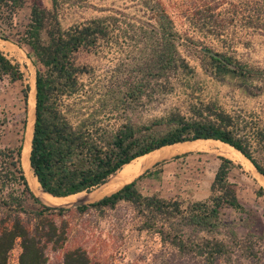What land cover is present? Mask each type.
<instances>
[{"label":"trees","instance_id":"trees-1","mask_svg":"<svg viewBox=\"0 0 264 264\" xmlns=\"http://www.w3.org/2000/svg\"><path fill=\"white\" fill-rule=\"evenodd\" d=\"M81 1L50 0L48 6L44 0H30L27 22L15 34V17L27 0H0V38L13 40L26 50L37 67L30 165L45 192L56 197L91 192L140 156L196 140H215L233 146L264 176V165L232 128L233 116L215 110L212 105L207 107L209 115H204V109H195L197 113L192 117L171 112L149 123L133 118L135 108L153 95L156 84L172 71L190 68L181 46L202 53L210 65L209 68L203 62V67L215 76L235 73L245 79L264 77V69L249 67L220 52L210 54L199 48L200 42L193 36L183 39L161 0H142L149 16L144 32L146 50L134 71L123 73L120 68L110 80L111 85L100 93L97 107L84 113L77 99L90 94L83 79L90 69L80 62V55L98 51L105 43L117 42L126 35L130 23L108 14L66 27L62 19L64 9L67 5L82 4ZM218 6L197 8L194 14L199 19H215ZM241 12L249 20L248 27L264 28L263 3L244 6ZM207 26L217 31L226 27L203 23V28ZM24 77L21 64L0 50V89L5 83L23 82ZM30 89L29 84L22 89L24 117L18 123L16 145L3 143L8 120H0V264H9L17 242L21 246L19 264H47L51 250L62 254V264H101L82 246H70V223L66 217L91 209L104 213L121 202L132 204L142 218V228L155 230L163 244L174 249L178 264H264V232L240 235L224 219L225 211L247 210L238 196L237 183L230 177L232 170L241 166L225 156L217 157L219 166L205 199L167 198L159 192L145 194L139 185L145 178H161L165 167L190 154L186 152L155 162L120 189L95 202L64 208L39 201L22 163ZM104 112L116 115L115 120L100 121L98 116ZM258 138L264 142L263 131H259ZM256 192L264 195V188ZM30 200L38 207L30 208Z\"/></svg>","mask_w":264,"mask_h":264},{"label":"rangeland","instance_id":"rangeland-1","mask_svg":"<svg viewBox=\"0 0 264 264\" xmlns=\"http://www.w3.org/2000/svg\"><path fill=\"white\" fill-rule=\"evenodd\" d=\"M29 1L27 0L26 6L20 9L15 17L14 33L27 22ZM161 1L168 7L183 39L193 36L200 42V49L207 47L231 56L249 67L264 69V28L248 27L249 20L241 12L244 6L264 4L263 0ZM44 2L50 6V0ZM81 3L67 5L64 9L62 19L66 27L108 14H116L130 23L126 35L117 42L105 43L98 51L80 55V62L88 65L90 69V73L83 79L91 91L90 94L78 98L77 102L82 106L84 113H87L97 107L95 104L99 102L100 93L111 85L110 80L114 75H118L119 69L121 68L123 73L133 72L136 63L144 56V32L147 29L145 23L149 21V16L142 0H82ZM215 4L219 5L215 19H199L197 14H194L197 8ZM141 21H144V24ZM205 22L209 26L218 23L226 27L223 31L208 26L203 28ZM142 26L144 28L141 29ZM15 34H12L13 39L16 38ZM0 42L3 44L0 50L21 64L25 76L23 82L5 83L0 89V120H8L4 126L3 143L16 145L20 127L18 123L24 117L22 89L25 84H29L32 75L36 76L37 67L26 50L13 40L0 38ZM181 51L190 68L172 71L160 84H156L153 95L135 108L133 118L149 123L171 112H180L186 117H192L197 113L195 109H204V115H209L207 107L212 105L215 110L225 111L233 116L235 125L232 128L240 138L247 141L255 158L264 165V142H259L258 138L259 131L264 132V77L245 79L235 73L218 77L206 72L203 62L209 68L210 65L202 53L187 46H181ZM115 117L114 114L104 112L98 119L109 123L114 121ZM30 121L28 112V125ZM25 135L27 136V130ZM212 143L213 149L225 146L219 141ZM186 152L190 154L172 160L165 167L161 178L141 180L139 185L142 191L145 194L159 192L167 198L205 199L210 194V186L219 166L217 157L224 155L217 150L196 149L177 152L161 160H170ZM244 161L250 170L242 163L234 161L242 166L234 168L230 177L237 183L238 196L247 210L225 211L224 219L240 235H245L248 231L261 234L264 232V195H258L256 191L264 186L257 171L247 160ZM121 172L122 170L112 176L109 182L100 188L77 194L73 201L86 197L87 204L92 203L120 189L127 182L113 189L110 185L115 183L113 181ZM29 207L35 209L38 204L30 200ZM66 219L70 223V246H82L101 264H178L176 256H173L174 249L163 244L161 236L155 230L142 228V218L130 203L121 202L115 209H108L104 213L95 209L85 214L73 212L67 215ZM20 252L21 246L17 242L11 251L9 264H19ZM47 264H62V254L49 251Z\"/></svg>","mask_w":264,"mask_h":264},{"label":"bare ground","instance_id":"bare-ground-1","mask_svg":"<svg viewBox=\"0 0 264 264\" xmlns=\"http://www.w3.org/2000/svg\"><path fill=\"white\" fill-rule=\"evenodd\" d=\"M3 47L2 42H0V49ZM29 84L31 85V92L29 95V108H30V123L28 125L27 129V136H26V143L24 145L23 149V166L25 169V173L28 177L29 183L34 190L35 194L40 196L42 199H44L47 203H50L52 205H65L70 204L73 202V197L76 195H71L68 197H56L54 195H51L48 192H45L40 183L37 180V177L35 176L32 167L30 165V152H31V142H32V135H33V125L35 120V96H36V87H35V76L32 75L29 79ZM212 141L215 140H196V141H190V142H184V143H177L174 145L164 146L163 148L157 149L155 151H152L146 155L140 156L133 161H131L129 164H126L121 170L122 172L117 176L115 179L114 184H109L111 189L117 188V186L122 185L124 183H128L131 179H133L136 175H138L143 169L146 167L154 164L155 162L161 160L163 157L172 155L177 152L182 151H189V150H217L222 155L236 161L239 163H242L247 170H250L249 167L246 165L245 160L248 161V163L255 169L253 164L248 160L244 155H242L239 151L234 149L228 144H225L224 147L213 149ZM220 143V141H219ZM219 146V145H218ZM217 146V147H218ZM242 166V165H241ZM255 171H257L255 169ZM258 173V171H257ZM262 182V185L264 186V176L258 173ZM257 178V177H256ZM109 187V188H110ZM106 188V187H105ZM110 189V190H111ZM84 193V192H83ZM80 194V193H79ZM97 195V194H96ZM100 196V195H99ZM75 200V199H74Z\"/></svg>","mask_w":264,"mask_h":264},{"label":"water","instance_id":"water-1","mask_svg":"<svg viewBox=\"0 0 264 264\" xmlns=\"http://www.w3.org/2000/svg\"><path fill=\"white\" fill-rule=\"evenodd\" d=\"M206 52H208V53H210V54H213V55H216V53L213 51V50H211L210 48H207V47H204L203 48ZM25 143H26V139H25ZM25 143H24V145H25ZM31 145H32V142H31ZM231 147H233V146H231ZM234 148V147H233ZM234 149H236V148H234ZM237 151H239L238 149H236ZM242 155H244L241 151H239ZM245 156V155H244ZM246 157V156H245ZM247 158V157H246ZM248 160H249V158H247ZM250 162L252 163V161L250 160ZM253 164V163H252ZM153 165V164H152ZM151 165V166H152ZM253 166L255 167V165L253 164ZM255 169L257 170V168L255 167ZM146 170V169H145ZM144 170V171H145ZM144 171H142L141 173H139V175H141ZM258 171V170H257ZM259 173V172H258ZM261 174V173H260ZM139 175H137L136 177H138ZM262 175V174H261ZM135 177V178H136ZM135 178H133V179H135ZM132 179V180H133ZM131 180V181H132ZM130 182V181H129ZM36 195V194H35ZM36 198L39 200V201H41V202H43V203H46V204H49V205H52V204H50V203H47L44 199H42L40 196H38V195H36ZM84 204H87V198L86 197H83V198H79V199H77L76 201H73L72 203H70V204H65V205H52V206H56V207H64V208H74V207H78V206H81V205H84Z\"/></svg>","mask_w":264,"mask_h":264},{"label":"crops","instance_id":"crops-1","mask_svg":"<svg viewBox=\"0 0 264 264\" xmlns=\"http://www.w3.org/2000/svg\"><path fill=\"white\" fill-rule=\"evenodd\" d=\"M151 167V166H150ZM149 168V167H148ZM147 169V168H146Z\"/></svg>","mask_w":264,"mask_h":264}]
</instances>
